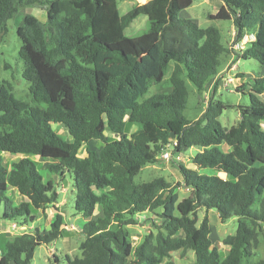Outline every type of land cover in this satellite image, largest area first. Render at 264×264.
Returning <instances> with one entry per match:
<instances>
[{
  "label": "trees",
  "instance_id": "trees-1",
  "mask_svg": "<svg viewBox=\"0 0 264 264\" xmlns=\"http://www.w3.org/2000/svg\"><path fill=\"white\" fill-rule=\"evenodd\" d=\"M123 1L128 0H0V33L22 8L46 10L45 21L27 14L18 29L31 101L18 99L11 83H0V219L27 227L5 240L0 264H31L38 246L64 236L66 223L58 211L49 229L30 231L29 225L39 212L56 209L61 197L53 176L66 173L74 180L75 210L88 220L81 229L82 254H67V264H174L169 261L173 253L184 257L190 250L194 264H242L259 246L264 76L251 83V105L239 107L240 120L231 128L219 120L227 108L222 102L211 99L196 120L184 112L188 81L200 93L207 91L223 72V56L264 65V0H221L220 11L209 17L233 22L236 45L247 40L242 51L224 45L217 28L180 18L194 0H147L122 15L118 4ZM141 15L149 19L148 30L127 36L126 29ZM163 82L168 92L146 97ZM246 88L245 83L237 91ZM57 125L71 140L60 136ZM95 140L104 142L101 151L90 147ZM84 145L87 155L81 156ZM171 145L178 155L200 149L193 168L178 165L183 182L158 178L136 184L142 169L157 163ZM6 155L18 157L8 165ZM36 158L50 162L45 174ZM199 169L217 174L203 175ZM181 187L191 192L188 198L180 199ZM10 188L26 201L16 204ZM212 210L222 221L238 218L237 233L223 240L225 256L211 239ZM149 213L161 224L135 246L129 228Z\"/></svg>",
  "mask_w": 264,
  "mask_h": 264
},
{
  "label": "rangeland",
  "instance_id": "rangeland-1",
  "mask_svg": "<svg viewBox=\"0 0 264 264\" xmlns=\"http://www.w3.org/2000/svg\"><path fill=\"white\" fill-rule=\"evenodd\" d=\"M146 2L147 0H128L119 2L118 7L120 13L125 15L133 7L145 4ZM222 6L223 3L221 0H194L191 7L180 13V18L196 19L202 28H217L221 33L223 44L226 46H235L236 30L233 22L227 20H212L209 18L211 15H216ZM27 14L35 15L43 21L46 20L45 8L36 5L20 9L18 14L8 21L6 32L0 33V83L5 81L11 83L12 93L18 99L31 101L29 96L30 84L23 77L25 65L20 58L22 39L18 33L19 27L23 24V18ZM149 26L148 17L146 15H141L126 29L125 33L127 36L137 37L147 31ZM154 54L156 55V52H154ZM222 67V74L208 84L207 91L204 93H200L197 88L188 81L190 93L188 106L184 113L189 119L196 120L201 117L203 112L207 109L209 101L213 99L214 102H222L227 106L219 120L224 127L231 128L232 126L237 125L240 120L239 107H248L251 105L250 85L255 78L264 76V65L256 60H244L231 55L228 57H222ZM172 68L173 66H171V70ZM241 74H244L245 76L239 77ZM169 76L170 73L167 78H169ZM245 83L247 84L245 93L238 92L237 87ZM215 86H217L216 92H214ZM168 91L169 84L163 82L162 84L153 85L146 97L148 98L156 93ZM261 99L264 101V95L261 96ZM55 128L63 139L71 140V136L66 128L61 125H57ZM134 129L135 128H133V130ZM1 131L2 128L0 126V132ZM111 134L112 133L108 130V136H111ZM90 147L94 150L101 151L104 147V142L99 140L92 141ZM87 149L88 145H84L80 155L86 156ZM199 151V148L194 147L187 152L182 153L180 159L176 158L178 154L175 153V158L170 160L165 159L162 154L157 163L145 166L135 177L136 184H142L158 178H163L166 181L175 184L182 183L183 180L178 165L183 164L188 168H193L192 158ZM4 157L8 165H10L12 160L16 159L18 156L6 155ZM35 160L38 163L40 171L45 174V167L50 162L43 161L39 158H36ZM199 173L203 175H216L217 171L213 169H199ZM220 175L224 176L223 174ZM53 178L56 180L57 189L60 193V202L55 204L56 209L49 208L45 212H39L37 220L29 225V230L31 231L34 227L49 229L51 222L56 219L58 211L63 214L66 223V226L64 227V236L50 245L43 244L38 246L31 264H67L65 259L67 254L72 257H80L82 254L80 244L84 241V235L81 234V229L88 220L82 215H78L75 210L73 177L71 174L66 173L64 178L61 175H55ZM179 194L180 199L182 200L188 198L191 195V192L188 188L181 187L179 189ZM8 195L16 204L26 201V198L20 196L14 188L8 190ZM34 212L35 214L38 213L36 211ZM98 216L99 213H96L95 218ZM198 216L200 221H202L205 217V210H199ZM146 217L154 218L153 222L152 220L146 221ZM209 217L212 229L211 239L214 246L216 245L220 252H223L225 256L228 248L223 244V240L226 237L237 233L238 218L234 217L222 221L215 210L209 212ZM139 220V224L129 228L133 234V243L135 246L143 240L146 234L151 231H156V225L161 224L159 218L152 213L142 215ZM16 222L18 227L14 228L13 225L15 222L9 220L3 221L0 219V257L5 246V240L10 236L18 235L27 230L26 226H23L18 221ZM19 225H21V228L25 227V229H21ZM55 255L59 258V262L55 261ZM262 259H264V231L259 236V246L254 250V255L247 260H243L242 264H256ZM169 261H173L174 264H194L196 261V255L191 250L188 251L184 257H181L180 252H175L172 254Z\"/></svg>",
  "mask_w": 264,
  "mask_h": 264
},
{
  "label": "built area",
  "instance_id": "built-area-1",
  "mask_svg": "<svg viewBox=\"0 0 264 264\" xmlns=\"http://www.w3.org/2000/svg\"><path fill=\"white\" fill-rule=\"evenodd\" d=\"M245 43H247V40H244L242 43H240V44H237V45H235L236 46V49L237 50H245L246 49V44ZM176 144V143H175ZM163 157L165 158V159H167V160H170V159H174L175 158V149H174V145H171V146H169L164 152H163ZM177 159H180V155H178L177 157H176ZM13 227L14 228H17L18 227V225L15 223L14 225H13ZM21 229H25V227L23 228H21Z\"/></svg>",
  "mask_w": 264,
  "mask_h": 264
},
{
  "label": "crops",
  "instance_id": "crops-1",
  "mask_svg": "<svg viewBox=\"0 0 264 264\" xmlns=\"http://www.w3.org/2000/svg\"><path fill=\"white\" fill-rule=\"evenodd\" d=\"M112 135V134H111ZM218 214V213H217ZM219 216V215H218ZM227 251H228V249H227Z\"/></svg>",
  "mask_w": 264,
  "mask_h": 264
}]
</instances>
